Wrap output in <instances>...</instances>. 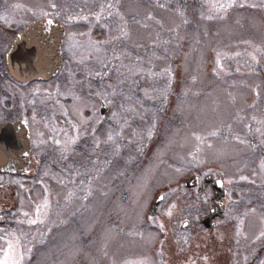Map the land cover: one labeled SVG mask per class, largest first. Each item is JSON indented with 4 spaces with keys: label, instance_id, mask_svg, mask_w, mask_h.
<instances>
[{
    "label": "rangeland",
    "instance_id": "1",
    "mask_svg": "<svg viewBox=\"0 0 264 264\" xmlns=\"http://www.w3.org/2000/svg\"><path fill=\"white\" fill-rule=\"evenodd\" d=\"M92 1L96 0H62L64 3ZM120 1L134 6L136 1H147L153 8L151 13L145 7L122 13L120 28L124 27L128 36L120 38L122 57L113 68L117 71L109 70L103 81L105 92L115 90L117 94L120 85L122 92H118V98L122 101L129 97L136 99L137 106L132 112L136 138L133 150L128 153L124 150L119 155L120 164L115 169L109 170L107 164V170L95 172L91 167L87 185L83 180L84 172L72 170L74 195L88 191L91 195L94 190L98 195L89 202L77 197L72 200L70 214L74 233L89 228L84 224L87 219H90L91 232H98L99 225L104 227L103 264H182L181 254L197 253H202L199 257L202 261L197 264H220L225 252V223L215 230L220 243L215 263L210 257L213 242L208 240L206 231L194 229L195 222L184 230L180 227L182 217L196 218L208 210L212 189L208 186L200 191L193 186L186 187L180 176L188 172L228 174L231 168L240 169L244 137L247 133L256 135L264 130V0H233V6L226 13L217 14L211 20L206 18L210 13L209 4L217 0ZM45 3L46 0H0V16L34 18L46 12ZM17 4L21 7L15 8ZM149 16L152 19H148ZM113 30L118 32L116 38L119 37V21L111 25L109 41L112 42L116 39L112 40ZM110 43L105 45L107 53L114 46ZM91 50L84 45L80 56ZM111 59H115L114 56ZM130 67L142 70L141 74H130ZM124 78L127 83L122 82ZM172 82L179 87L171 86ZM213 131L217 135H210ZM197 136L201 139L197 140ZM123 146L131 145L125 142ZM39 172L29 178L42 179L43 171ZM50 178L44 176L46 186L36 189L40 192L35 198L37 203L45 198L49 201L47 213H50L47 218L43 217L44 223L29 225V218L25 217V221L15 226L33 227L39 232V228L51 225L50 192L45 193L51 191ZM158 188L166 189V198L161 200L155 214H148L150 221L143 218V212H150L148 202ZM236 196L234 205V198L230 197V207L235 213H242L246 210L243 186L237 187ZM26 203L29 208L25 212L32 213L33 204ZM170 208L171 216L167 214ZM132 222L138 230H133L136 233L131 244L141 243L136 250L139 256L123 262L119 258H123L126 250L111 242L110 233L114 227L118 228L117 233H122ZM161 225L167 230L165 244L169 242L168 249L174 246V252L169 250L166 256L161 248V256L154 258L150 245L144 246L151 241L145 236L153 237ZM81 236L75 235L79 239L73 241V261L69 264H87L82 263ZM181 240H184L182 244ZM90 249L89 264H96L92 251L97 250V246L92 239ZM54 264H60L59 260Z\"/></svg>",
    "mask_w": 264,
    "mask_h": 264
},
{
    "label": "flooded vegetation",
    "instance_id": "2",
    "mask_svg": "<svg viewBox=\"0 0 264 264\" xmlns=\"http://www.w3.org/2000/svg\"><path fill=\"white\" fill-rule=\"evenodd\" d=\"M52 4L56 7L53 8ZM108 4H112L113 7L108 9ZM44 5L45 11L49 13L48 16L56 17L64 28L60 62L50 75L22 79L11 73L6 63V55L15 35L32 18L21 20L0 16V123L4 125L3 134L0 136L7 139L3 152L4 165L3 169H0V237H2L0 238V261L4 259L8 242L11 241L15 245L19 264H54L57 260L60 264H69L73 261V241L79 239L75 235H82V263L89 264L90 239H92L97 246V250L92 251L93 260L96 264H103L102 246L106 237L104 227L99 225L98 232H91L90 219H87L84 224L89 228L75 234L70 214L74 197L89 202L98 195L95 190L91 195L88 194L89 191L74 195L71 172L74 169L83 171V180L87 185V180L91 178V173L88 171L91 167H94L95 172L107 170L105 167L107 164L110 166L109 170L115 169L120 164L119 155L122 151L125 150L128 153L133 150V139L136 138L134 115L133 111L125 110L128 108L134 110L137 106L136 99L122 101L118 98V92L120 94L122 92L120 85L116 95H108L107 99L98 96L97 93L111 92H105L103 83L105 75L101 77L96 76L95 73L98 70L103 73L101 61L109 62V71L117 67L116 64L122 57L119 50L121 41L116 38L118 32L113 30L112 40L116 39L114 42L109 41L111 25H117L119 21L120 30L122 13H132L136 7L139 9L145 7L151 13L153 8L147 1L144 3L136 1L134 6L133 3H123L120 0H96L83 3L46 0ZM101 6H104L105 10L102 18L97 21L95 16L100 13ZM109 11L112 13L111 16L108 15ZM82 16H87L88 19H82ZM69 17L72 19L70 20ZM105 26L110 27L106 29ZM41 31L42 29L39 33ZM44 31H51V29H44ZM88 41L95 43L98 49H92L90 53L80 56V50L87 45ZM107 42L114 45L110 53L105 50ZM114 55L119 56L120 59H111ZM173 85L179 87L178 83L172 82L171 86ZM109 100L112 102L108 103ZM113 113L123 115L121 118L114 119ZM125 119L127 123L124 122ZM72 124H76L80 129L79 135L76 143L64 152L62 149L63 141L66 139L65 133L68 136L77 135ZM109 134L113 136V141H107ZM247 134L244 137L240 169L231 168L228 174L202 175L197 172H188L180 176V181L184 183L181 179L187 175L198 174L199 183L193 188L196 187L200 191L209 186L213 193L212 181L204 183L207 175L222 179L223 185L227 188L223 196V212L213 216L212 226H206L201 217L209 212L213 194L207 211L200 213L196 218L182 217L180 223L181 230L195 222L194 229L206 231L208 240L213 242L210 257L211 262L214 263L217 262V246L220 244L215 230L220 224L225 223L223 226L226 230L225 252L222 253L219 263L264 264V237L260 236V233L264 231V168H261V163L264 162V130L256 135ZM56 139L61 140V145L55 144ZM125 142L130 143L131 146H123ZM39 171H43L42 179L29 178L32 175H38ZM44 176L51 177V191H45V193L50 192L53 210L51 225L39 228V232H35L33 227L15 226L17 222L25 221L24 212L29 208L26 201L28 204H33L34 209L37 205L43 204L41 200L37 203L35 198L40 193L36 189L46 186L48 178L43 185ZM241 176L247 179L242 180ZM232 182L235 183L233 186ZM239 185L243 186L242 198L246 210L235 213L233 207H230V197L234 198L232 200L234 205ZM164 191L166 189H156L148 203L151 205L160 192L164 196ZM69 193H72L71 198ZM49 213L48 211L47 214ZM155 213L156 211L143 212V218L148 220L150 218L148 214ZM35 215L34 210L29 213L28 218L34 219ZM129 224L131 226H126L122 233H117V227L112 228L110 233L111 242L126 250L123 258H119L123 262L135 260L139 256L136 250L141 247V243L131 244V238L136 233L133 230H138V226L133 222ZM166 237V228L158 229L153 237L145 236L146 240L151 241L143 245L147 248L150 245L152 257L158 258L162 251H165L166 256L169 250L174 252V246L168 249L169 242L165 244ZM183 241L181 240V244ZM158 246L161 247L157 248ZM161 248L162 251L159 250ZM201 255L202 253L181 254V263L197 264L198 261H202L199 258Z\"/></svg>",
    "mask_w": 264,
    "mask_h": 264
},
{
    "label": "water",
    "instance_id": "3",
    "mask_svg": "<svg viewBox=\"0 0 264 264\" xmlns=\"http://www.w3.org/2000/svg\"><path fill=\"white\" fill-rule=\"evenodd\" d=\"M53 23L49 25L48 20ZM42 31L39 33V30ZM51 29V31H44ZM64 28L60 21L53 16H41L30 20V22L20 30L14 37L9 52L6 55V63L11 73L22 79L38 78L53 73L59 65L61 56V41ZM4 131L3 123H0V134ZM10 141V140H9ZM7 139L0 136V169H3V152ZM197 174H190L184 178L186 186H194L199 180ZM212 181L213 205L209 212L202 215L201 220L206 226L214 224L213 216L221 214L224 209L222 196L226 194L227 188L220 178L205 176L204 183ZM163 193H158L151 206V212H155L160 197ZM185 223L183 222V225Z\"/></svg>",
    "mask_w": 264,
    "mask_h": 264
},
{
    "label": "snow or ice",
    "instance_id": "4",
    "mask_svg": "<svg viewBox=\"0 0 264 264\" xmlns=\"http://www.w3.org/2000/svg\"><path fill=\"white\" fill-rule=\"evenodd\" d=\"M51 6L53 8L56 7L55 4H52ZM232 6H233V0H226V2H220V0H217V2H212V3L209 4L210 13L207 15L206 18L209 19V20H211V19L215 18V16L217 14L226 13L228 11V9L231 8ZM14 7L15 8H20L21 5L17 4V5H14ZM112 7H113L112 4H108L107 5V8L108 9H111ZM161 7H164V5H161ZM104 10H105L104 6H101L100 13H97L96 16H95V19L97 21H99L102 18V14H103ZM29 11H31V10L29 9ZM41 15L46 17V16L49 15V13H47V12H41ZM108 15L109 16L112 15L111 11L108 12ZM117 15H119V14L117 13ZM181 15H183V14L181 13ZM81 18L82 19H88L87 16H82ZM69 19L71 20L72 17H69ZM120 19L123 20V17L121 16ZM148 19H152V17L149 16ZM47 23L49 25H51L53 23V21L49 19L47 21ZM184 23H187V20H185ZM127 36H128V32L125 30L124 27H121L120 28V36L117 37V39H120L121 37H127ZM87 47H89L91 49H98V46L95 43H93L92 41H88L87 42ZM114 58L116 60H119L120 59L119 56H115V55H114ZM252 59L255 60L256 57L253 56ZM101 63L103 64L104 71L102 73L101 71L98 70V71H96L95 75L102 77V76L108 74L109 63H105L104 61H101ZM217 64L219 65V60L217 61ZM113 71H117V69H113ZM128 71H129L130 74L137 75V76L140 75L141 72H142V70L141 71H138L136 67H130L128 69ZM119 75L121 77H123V74L122 73H120ZM122 82L127 83L126 78H124L122 80ZM97 95L98 96H101L104 99H107V96L108 95H113L114 96V95H116V92H115V90H113L111 93L101 92V93H97ZM145 96H148V93L146 91H145ZM129 99H130V97H129ZM111 102H112L111 100L108 101V103H111ZM121 107H123V105H121ZM125 111L126 112H132L133 109L132 108H128ZM122 115H123L122 113H113V118L114 119H118V118H121ZM84 122L86 123V121H84ZM124 122L127 123V120L125 119ZM72 128L76 131L77 135L68 136L67 133H65L66 139L63 141V149H62V151H64V152L68 151L69 147L71 145L75 144L76 143V140L78 138L80 129L77 127L76 124H72ZM257 131H260V129H257ZM151 134H152L151 129H149V136ZM117 135H119V133H117ZM210 135L215 136V135H217V132L213 131V132L210 133ZM196 139L197 140H200L201 137L197 136ZM107 141H113V136L111 134L108 135ZM61 143H62L61 140H59V139H56L55 140V144L61 145ZM97 147H99V143H97ZM261 168H264V162L261 163ZM241 179L242 180H245V179H247V177L241 176ZM71 196H72V193H69V198H71ZM165 198H166L165 196H161L160 197L161 200H163ZM48 206H49V201H48L47 198H45L43 200V204L42 205H37L36 206V209H35V214H36L35 215V218L34 219H32V218L27 219V223L29 225L37 224L38 222L39 223H44L43 217H46L47 216ZM174 207H175V205H172V208H174ZM167 214L169 216L172 215L171 208L168 210ZM24 216L26 218L29 217V213L28 212H25L24 213ZM161 228H163V225H161ZM260 236L261 237H264V231H262L260 233ZM0 238H2V237H0ZM257 238L259 239L260 237H257ZM205 259H207V258H205ZM0 264H19V261L17 259L16 253H15V245L11 241L8 242L7 250L4 253V259L2 261H0Z\"/></svg>",
    "mask_w": 264,
    "mask_h": 264
}]
</instances>
